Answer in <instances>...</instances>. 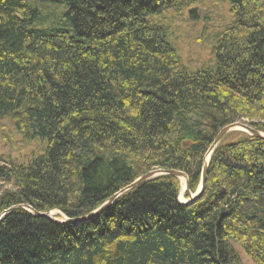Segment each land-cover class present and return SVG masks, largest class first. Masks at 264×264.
<instances>
[{
    "label": "trees",
    "instance_id": "1",
    "mask_svg": "<svg viewBox=\"0 0 264 264\" xmlns=\"http://www.w3.org/2000/svg\"><path fill=\"white\" fill-rule=\"evenodd\" d=\"M168 9L201 10L207 64L186 65L154 22ZM0 117L46 142L0 158V213L85 216L157 168L195 192L223 128L264 132V0H0ZM183 186L144 181L81 225L17 207L0 220V264H245L230 238L264 264L263 138L228 132L203 195L182 203Z\"/></svg>",
    "mask_w": 264,
    "mask_h": 264
},
{
    "label": "rangeland",
    "instance_id": "2",
    "mask_svg": "<svg viewBox=\"0 0 264 264\" xmlns=\"http://www.w3.org/2000/svg\"><path fill=\"white\" fill-rule=\"evenodd\" d=\"M191 9L192 7H190ZM197 11L200 13L193 15L189 11H186L181 15H177L173 10L168 9L163 12L162 16L154 19L155 23H159L167 28L169 39L178 49L180 48L184 63L189 66V61H192L190 64L191 68L203 66L212 59L210 49L215 37V34L210 32V28L206 27L201 10ZM205 29H207L206 33H210L203 36L202 31H205ZM201 38L202 40H200ZM200 44L202 48L199 47ZM7 132L13 133V141H8V139L4 138V134ZM45 146L46 142L40 138L23 141L22 137L14 132L10 120L0 117V158L29 160L42 153ZM182 180L184 181L183 178ZM183 193L182 191L181 199L185 201L186 197ZM59 213L57 210L50 211L51 216L54 217H57ZM230 241L241 255L245 264H255L239 242L233 238H230Z\"/></svg>",
    "mask_w": 264,
    "mask_h": 264
},
{
    "label": "water",
    "instance_id": "3",
    "mask_svg": "<svg viewBox=\"0 0 264 264\" xmlns=\"http://www.w3.org/2000/svg\"><path fill=\"white\" fill-rule=\"evenodd\" d=\"M237 129L246 131L251 135H255L257 137H261L264 139V132L263 131L255 130L252 127H250L249 125L241 123V122H236V123L230 124V125L226 126L225 128H223L219 132V134L215 137L214 141L212 142L211 146L209 147V149L205 155L203 165H202V169H201L200 185H199L198 190L195 193H193L189 187V176L186 172H184L182 170H167V169L157 168V169H153V170L149 171L148 173L138 177L137 179L132 181L127 186L121 188L113 196H111L106 202H104L102 205H100L94 211H92L91 213H89L88 215H85V216L68 218L64 215V216H62L63 218H57V217L51 216L50 212H37L33 208H31L29 205L20 204L17 206H12L9 209L1 212L0 213V220H2L5 217V215H7L11 211H13L15 208L23 207V208L39 215V216L46 217V218L52 220L53 222H56L59 224L73 223L76 225H81V224L89 222L90 220L96 218L99 214L105 212L108 208H110L117 201V199L120 196H122L126 192L132 190L133 188H135L140 183H142L144 181H148L152 178H155V177H158V176H161L164 174L174 175V176L179 177L180 179L183 177L185 178V180H186V187L185 188L190 195V199L187 200V202L192 203V202L196 201L197 199H199L204 193L206 182H207V173H208V167H209V161H210L211 154L213 153V151L215 150L217 145L222 141L223 137L228 132H230L232 130H237ZM208 154H210L209 158H208Z\"/></svg>",
    "mask_w": 264,
    "mask_h": 264
},
{
    "label": "bare ground",
    "instance_id": "4",
    "mask_svg": "<svg viewBox=\"0 0 264 264\" xmlns=\"http://www.w3.org/2000/svg\"><path fill=\"white\" fill-rule=\"evenodd\" d=\"M210 157V154H208V158ZM184 179V186H183V192H185V187H186V183H185V178L183 177ZM127 186V185H126ZM125 187V186H124Z\"/></svg>",
    "mask_w": 264,
    "mask_h": 264
}]
</instances>
